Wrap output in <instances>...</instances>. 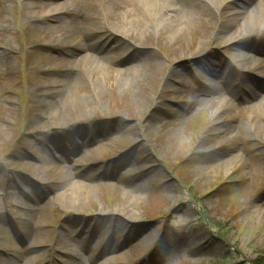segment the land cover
<instances>
[{"label":"rangeland","instance_id":"374dc122","mask_svg":"<svg viewBox=\"0 0 264 264\" xmlns=\"http://www.w3.org/2000/svg\"><path fill=\"white\" fill-rule=\"evenodd\" d=\"M43 1L0 0V264H264V20L229 45L203 0Z\"/></svg>","mask_w":264,"mask_h":264},{"label":"bare ground","instance_id":"6f19581e","mask_svg":"<svg viewBox=\"0 0 264 264\" xmlns=\"http://www.w3.org/2000/svg\"><path fill=\"white\" fill-rule=\"evenodd\" d=\"M58 0H44L43 3L41 5H36L32 4L34 8L38 9L41 8L44 11V16L40 19L41 22L47 24L49 22H58L60 19V14H62L63 12L66 14L72 13L69 12L71 9V6H78L81 4V2L83 0H64V2H60L57 3ZM126 3L130 2L131 6H133L134 8L136 7V5H142V6H153V8H156V3H160L162 5V7H157L156 9L161 11V15L166 17V18H172L175 17L174 14H176V12L179 11H184L186 3H189V0H182V3L179 4H171L174 3V0H124ZM169 1L170 4L168 3L167 6H165L166 2ZM218 1V5L219 7L214 8L210 2L203 0L205 6H206V10L209 14H213L215 15L217 18H219V20L221 21V24H223V27L219 30L220 34H226L228 32L229 29H234L232 35L229 36V40H227V44L231 45L232 42L234 41L235 35L239 34V37L245 35H249L250 36V31L247 30V19H257L260 22L264 20V0H257L256 1V5L248 8V9H244L243 8V0H217ZM164 2V3H162ZM128 4V3H127ZM236 4V6L238 8H233L231 7V5ZM205 11V10H204ZM131 12H125L126 16L129 15L131 17ZM128 17V16H127ZM134 17L136 18V16L134 15ZM129 18V17H128ZM50 29H54V27L52 25H49ZM109 32L112 33V36H114L115 38H117L118 40H116V44H121L122 40V36L119 37V32H117L116 30H114L112 27H109L108 29ZM105 34V33H104ZM121 35V34H120ZM94 36V35H93ZM92 36V37H93ZM107 42L108 43H113L111 36H107ZM74 43V42H72ZM70 43V44H72ZM69 47H73L76 48L77 50H82L84 49L85 46H83L82 44H80L79 41L75 42L74 44H72V46ZM67 56L71 57L72 59H78L79 57H77L75 55V53L70 52L67 54ZM87 58H90V55H86ZM86 56H84L86 58ZM78 62H81L82 60H84L83 57L78 59ZM257 63H259V60H256ZM135 69L131 68V69H126L124 72V75H129L131 74ZM233 106V105H232ZM254 107H257L261 113L264 115V102H260L258 104H256ZM55 109V115L59 117V119L62 122H66V120L70 117L73 116L75 114L76 111V106H74V103L69 99H67L66 97H64V99L62 100V102L57 103L56 106L54 107ZM233 118L230 116L226 123L228 125H230V128H227L226 131L229 136L226 137L224 140H228V142H233L235 141L238 136L236 137H230V135L233 133L232 130H236V126H232L231 122H232ZM225 127V126H224ZM222 131V130H221ZM238 159L236 156H232L231 159L229 160L230 164H233L235 162V160ZM79 185L76 183L73 184H67L65 186V189L62 191V193L59 195V199L61 201L66 202L67 204L70 203L72 200L76 199V191L78 189ZM75 189V190H74ZM66 190V191H65ZM73 190L72 194H69L70 191ZM26 221V225H27ZM72 240V239H70ZM70 247H74L76 248L75 245L70 244V242H68L67 245H65V251H63V254L66 255H73L74 252H69L68 250H71ZM114 250V249H113ZM116 250H114L113 252H115ZM70 253V254H69ZM109 261H106L104 264H109Z\"/></svg>","mask_w":264,"mask_h":264}]
</instances>
